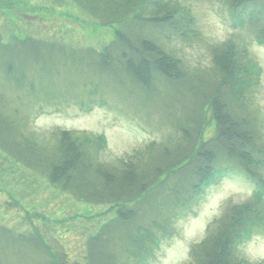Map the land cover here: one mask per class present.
Returning a JSON list of instances; mask_svg holds the SVG:
<instances>
[{"label": "rangeland", "instance_id": "obj_1", "mask_svg": "<svg viewBox=\"0 0 264 264\" xmlns=\"http://www.w3.org/2000/svg\"><path fill=\"white\" fill-rule=\"evenodd\" d=\"M159 1L179 9L174 24L155 26L148 20L157 14L155 4H139L134 10L141 13L132 19L125 13L112 14L115 8L105 5L102 10L109 16L102 18L74 0H0V41L30 37L40 44L38 54L43 58V66L30 61L22 73L8 68L9 78L5 69H0L5 132L13 129L22 138L49 145L55 143L53 133L67 131L110 167L138 157L135 153H145L151 146L152 153L184 146L181 129L173 124L187 128L185 112L187 115L188 108L195 105L193 90L212 74L213 49L231 42L249 67L252 62L260 68L259 80L251 81L247 95V117L256 119L264 141V47L255 41L254 26L248 19L233 26L224 0ZM112 16L124 22L125 30L148 36L177 58L183 77L172 83L156 79L152 92L145 93L122 73L100 71L87 58L116 40L118 29L110 23L116 19ZM109 17L112 19L107 20ZM45 48H49V57ZM20 52L21 48H15L16 67L28 57ZM10 76L22 81H12ZM203 124L201 141L215 130L211 117L203 119ZM99 136L106 144L100 143ZM40 173L11 160L0 149V264H85L87 239L99 233L114 214L108 205L77 199ZM184 184L165 178L136 206L137 220L162 237L148 264H187L192 246L205 238L227 208L250 201L255 191L243 177L229 174L189 201L182 195H191L181 190ZM175 187L188 202L177 214L164 217L155 211L156 204L165 195L171 196ZM167 211L163 207L159 213ZM162 225L170 226L168 233L161 232ZM15 237L21 240L12 241ZM31 237L38 245L29 241ZM237 252L247 264L264 262V233L254 234Z\"/></svg>", "mask_w": 264, "mask_h": 264}, {"label": "trees", "instance_id": "obj_2", "mask_svg": "<svg viewBox=\"0 0 264 264\" xmlns=\"http://www.w3.org/2000/svg\"><path fill=\"white\" fill-rule=\"evenodd\" d=\"M74 1L102 18L109 16L102 10L103 5L115 8L112 14L116 16L125 13L136 19L141 12L134 8L139 4H155L157 14L148 19L155 26L174 24L175 14L179 12L167 4L160 5L159 0ZM224 1L230 11L232 25L240 26L248 19L255 29V41L264 47V0ZM110 23L116 24L118 29L116 40L101 53L91 52L87 58L100 71L122 73L145 93L152 92L156 79L172 83L183 77L181 62L164 51L160 44L132 29L125 30L122 20L116 18ZM38 45L30 37L26 41H0V69L6 71L15 67L22 73L23 66L30 61L38 67L43 66ZM18 47L22 49L19 55L28 54V57H23L16 67L13 56ZM48 50L45 48L47 57L51 55ZM238 54L231 42L213 49L212 74L193 90L196 107L188 108L187 115L185 112L187 128L180 123L173 124L174 128L181 129L186 142L184 146L157 153H152L154 148L151 146L145 153H135L139 156L120 161L117 166H105L97 159L96 153H89V147L78 144L75 134L67 131L53 133L55 143L49 145L22 138L13 129L5 132L6 120L0 111V149L11 160L48 175L53 184L74 194L77 199L108 205L113 212L115 218L87 239L85 264H148L162 237L156 236L147 223L142 225L137 220L135 213L139 200L168 177L184 181L181 190H187L191 195L188 197L182 193L183 197L189 201L196 200L217 180L229 174L241 176L254 185L253 197L241 206L227 208L214 227L207 231L205 238L192 246L187 264H247L238 256L237 247L252 232L264 229V141L256 127V119L247 117L250 103L247 95L251 92V81L256 83L259 80L260 68L251 62L255 70L252 72L246 60L242 59L244 55ZM71 59L74 61L73 57ZM10 79L17 83L22 81L12 76ZM209 117L215 123V130L211 137L201 141L203 119L207 121ZM99 140L105 143L102 136ZM170 198L173 204L169 202ZM184 198L175 187L171 196L165 195L157 202L155 211L164 217L173 216L184 209L188 202ZM163 207L169 211L159 213ZM159 229L168 233L170 226L162 225ZM30 239L34 246L38 245L32 237ZM19 240L17 237L12 241Z\"/></svg>", "mask_w": 264, "mask_h": 264}]
</instances>
